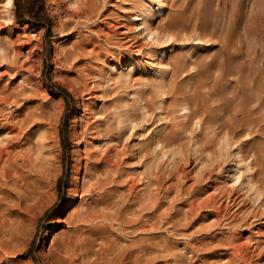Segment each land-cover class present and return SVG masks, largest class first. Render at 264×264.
I'll return each instance as SVG.
<instances>
[{
	"label": "rangeland",
	"instance_id": "obj_1",
	"mask_svg": "<svg viewBox=\"0 0 264 264\" xmlns=\"http://www.w3.org/2000/svg\"><path fill=\"white\" fill-rule=\"evenodd\" d=\"M74 1L17 0L16 3L14 0V26L20 29L27 28V33L37 39L36 60L34 63H28L25 68H14L17 74L11 77L5 74V67L14 66L16 62L20 64L19 59L22 60V55L19 54L21 57L18 55L20 57L18 58L10 48L0 54V72L2 73L3 70V73H0L2 90L0 96L5 92L6 94L21 92L18 96L19 101L17 100L15 104L0 102V117L11 113L13 109L12 113L15 112L17 117H20V114L22 117L25 113L42 115L46 113L43 116L46 119L43 121H51L52 124L55 122L52 126L56 130L58 139L57 158L51 166L53 175L48 182L43 183L40 196L42 198L36 203L35 206H38L34 207L36 210H32L24 233L19 239V252L14 254L15 256H10L11 264H57L50 254V249L61 247L60 240L73 227L72 222L67 223V217L79 200V197L73 195L71 188L75 181L79 182L76 178L78 162L84 160L82 134L91 137V140H100L91 145L93 152L102 154L108 147L114 150L111 152L112 158L116 159L118 164L112 172L116 182L108 183L109 198L112 204L117 203L118 209L123 203H133L131 208L128 207L132 212L128 215L129 219L151 210L139 207L136 202L139 199L148 202L149 198L156 194L160 204L155 214L157 215L159 211L157 216L162 223L155 231L144 233L141 238H148L145 243L156 240L162 247L157 264H264V233L255 231L260 223H264V195L258 200L253 191L256 184L264 190V170H262L264 163L261 159L264 155L261 152L264 150V118L255 117L264 114V107H259L254 117H244L245 122L235 127L238 132L232 134L233 138L225 141L224 150H221L223 144L221 142L226 132L224 127L227 126L224 125L233 117H200L202 120L198 119V121L195 117H186L187 119L183 117L185 118L183 119L182 112H177L180 108L177 102L171 106L168 99L161 105L157 89L164 80H173L174 72L181 73L176 74L177 86L185 88L187 81L190 80L189 74L194 73L196 66H199L202 74H206L207 68L209 82L218 76V80L220 78L222 80L217 82L226 84L228 90L230 87H239L244 95L260 89L264 92V0H224L223 3L217 2L218 0H203L208 2V6L204 9L207 13L208 28L213 25H225L228 28L233 42L232 53L225 55L224 59L223 56L220 57L217 62L216 53L220 45L214 39H211L209 44L197 43V47L194 48L196 45L193 43L196 41L190 42L180 38L168 45L162 63L158 66L152 59V53L155 51L152 40L146 36V32L141 31V25L136 27L135 24L134 13L146 7L148 0H105V3L104 0H89L86 7L90 17L84 18L87 22L83 18L72 21L63 13L66 7L76 8ZM186 1L164 0L165 8L162 11H154L155 15L150 17L154 22L153 25L170 24ZM197 3L198 0L192 3L193 8ZM192 6L185 9L186 13H189ZM125 25H128L127 29ZM171 28L177 29L173 25ZM193 28L194 26L190 24L187 31L191 32ZM4 31L0 27V44L6 40ZM133 40H139L144 44L143 52L147 60L136 55L133 49H127L128 44ZM79 42L87 45L86 59L70 69L68 68L70 62L64 61L61 50ZM187 51L190 52V56ZM93 52L96 55L99 53L98 57ZM184 56L187 57L183 60ZM2 59L6 62L4 63ZM206 60H210L211 63L207 67L201 66ZM113 61L120 63L121 67L113 69L109 65V62ZM199 61L201 65L198 64ZM128 65L133 68H127ZM188 65L189 68L191 66L190 69ZM214 69L216 70L213 74ZM181 75L184 76L180 77ZM85 82L90 85L86 87ZM154 86L157 87L154 89ZM63 89L68 93L67 97ZM227 89L225 92L228 91ZM226 95L223 102L231 101L230 95ZM139 97H142L143 101H138ZM154 102L158 105L156 106ZM142 105L143 109L140 108ZM142 110L150 114L143 115ZM260 111L263 113L261 114ZM130 114L134 117L128 119H134L135 124L130 123L129 120L121 123L127 121V115ZM241 118L236 117V119ZM206 125L210 129L215 128L210 131L206 129ZM248 125L252 126L251 129ZM227 128L230 130L228 126ZM212 130L216 142L214 135L211 136ZM246 133L253 137L242 139ZM210 137H213V141ZM33 138L32 140L35 141L36 136ZM213 142L216 144L214 145ZM232 142L237 144L239 142V145L235 146ZM209 152L211 156L208 155ZM237 154H240L239 158ZM240 157H247V160L251 158L250 164L255 159L253 166L251 164V169H254L252 172L245 168ZM231 163L234 168L242 171L239 180L232 175L236 169L230 173ZM250 175L251 178H247ZM78 176L81 177V171ZM245 180L246 183L255 181L256 184L251 191L246 188ZM128 181L130 183L126 185ZM195 183L196 187L192 189ZM228 187L231 189L229 190ZM195 191V196H192ZM133 192L138 193V196L134 198ZM91 197H99L98 191L93 190ZM194 198L198 201L206 198L209 205L198 207L190 219L192 223L185 225L184 221L178 219L183 217V212L188 210V203ZM108 211L112 212L113 208H109ZM168 216L169 219L165 220ZM91 226L92 224L88 228ZM118 228L119 225L115 221L106 231V236H110L109 240H116L118 246L137 240L134 234L125 235ZM48 230L52 235L46 243H43ZM88 230L86 229L87 236L90 234ZM90 236L92 241L90 252L87 254L90 263H112L115 249H107V243L96 235ZM191 239L195 243L192 244L193 252L189 254L185 246ZM235 247H240L239 254L234 255Z\"/></svg>",
	"mask_w": 264,
	"mask_h": 264
},
{
	"label": "bare ground",
	"instance_id": "obj_2",
	"mask_svg": "<svg viewBox=\"0 0 264 264\" xmlns=\"http://www.w3.org/2000/svg\"><path fill=\"white\" fill-rule=\"evenodd\" d=\"M88 2H89V0H75L74 4L76 3V5H75L76 8L75 9H70V8L67 9V7H66V11L64 10L63 13L67 17H69V19L72 21H74V20L76 21L79 18H83V19L89 18L90 12L88 11V8L86 7ZM193 2H195V0H187L185 2V5H182L180 7L182 9H180L178 14L176 13L177 15H176L175 19H173L171 23L169 22L170 24H164V25L158 24L157 26H154L153 25L154 22L152 20H150V17L155 15L153 13L154 11H162L165 8L164 0H148V5H146V7H144L143 9H141L139 11H136L134 13V17L136 19V21H135L136 27H138L140 25L142 26L141 31L146 32L145 33L146 36L150 37V39L152 40L151 41L152 45H153V47H155V51L152 53V59H153V63H155L156 66H158L159 64L161 65L162 57L164 56V53L167 51L168 45H170V43L172 41H174L175 39H180V38L185 39V40H189L190 42L196 41V43L195 42L193 43L194 45H196L197 43H201V42L209 44V41L211 39H214V41H217L220 45V47L216 53V61L217 62L219 61L220 57L223 56V59H224L225 55L232 53L233 42H232V39L230 38V31L228 30V28L225 25L224 26L213 25V26H210V28H208L207 20H206L207 13L204 11L205 7L208 6V2L203 1V0H198V3L194 6V8L192 6ZM217 2L223 3L224 0H218ZM104 3H105V0H104ZM190 6H192V8L189 9V13H186L185 9L189 8ZM0 7H1L0 13L2 15L0 17L1 18L0 21L1 22L3 21L2 23H0V27H1V29L5 30L4 34H5V39H6L5 42L0 44V51H1L0 54L2 55L6 51L5 49L10 48L14 52V55H16L17 57L19 54L22 55V60L20 58L21 57L20 55H19L20 57H18V58H20L19 59L20 64H17V62H16L14 66H6L5 67V70H4L5 74L8 76L10 75L11 77H14V75L17 74V72L15 74L16 69L14 70V68H17V67L18 68L20 67V69L23 67L25 68V67H27L28 63L29 64H31L30 62L34 63V61L36 60L37 39L35 37H32L29 33H27V28L20 29V28H16L14 26V21H15V19H14V0H0ZM99 12L100 11H98V13ZM218 13H220V11ZM84 20H86V19H84ZM85 22H87V20ZM190 24L194 26V28L192 29L193 32L187 31V27ZM172 25L174 28H177V29L174 30L173 28H171ZM124 27L127 29L128 25H125ZM218 31H219V33H218ZM149 37H148V39H149ZM151 42L149 41V43H151ZM217 42H215V43H217ZM193 44H192V46H194ZM210 45H212V44H210ZM143 46H144V44L139 42V40H133L130 44H128L127 49L128 50L133 49L134 52H136V55H140L141 57H143L144 60H147L146 56L144 55V52H143V49H144ZM192 46H191V48H192ZM195 47H197V45L194 46V48ZM88 50L91 51L90 48H88ZM86 51H87V45L83 42H79L77 44H73L69 48L62 49L61 53L63 54L64 61L70 62V67H68V68L72 69L73 65L81 63L82 61H84L86 59ZM188 51H187V53H188ZM93 53L95 54V52H93ZM187 53L185 55H187ZM189 53H188V56H190ZM97 54L99 55V53H97ZM98 55H96V56L98 57ZM185 57H187V56H184V58H182V59L184 60ZM136 60H137V58H136ZM5 62H6V60L4 61V63ZM210 63H211L210 60H206V62L203 61L202 65H201V61L198 62V64H200L201 66H205V67H207ZM6 64H8V63H6ZM63 65H65V64H63ZM109 65L113 69H118L121 67L120 63L115 62V61L109 62ZM129 65L127 66V68H133V67H130ZM131 66H134V65H131ZM196 67L197 68L194 70V73L189 74V75H191L190 80L187 81L185 88L177 86L176 78H177V75L181 74V73L177 74V72H174L173 80H164V82L162 84H160V86L158 84L159 87L157 89L159 90L158 95L160 96V99H159L160 103L162 105L163 101L170 99V100H168V102L170 101L169 105L174 106V103L177 102L178 105L180 106V108H179V110H177V112H180V113L182 112V118L183 117H185V118L186 117H195V119H197V121H198V119L199 120L201 119L200 117H226V118L227 117H233L229 121H227V123H225V125H224V126L227 125L230 128V130L227 128V126L224 127V128H226V132L224 135L225 138L222 142L219 141V142L223 143V144H221L222 145L221 150H224L223 149L224 144L228 140L231 139V137L234 135V133L236 134L238 132V130H236L235 127H237V126L243 124V122H245L244 117H249V118L254 117L256 110L259 107H264V92H263V90L260 89V91L259 90H257V92L252 91L249 95H244V94H242L243 92L239 89V87H236V88L230 87L228 90L225 86L226 84L223 85V84H220L217 82L219 80H222V78H220L218 80V76H217L216 78H213V81L209 82L210 76L208 75L207 68H206V74H202L199 66H196ZM219 67H220V69L222 68L220 64H219ZM188 68H189V65H188ZM190 68H191V66H190ZM79 69H81V68H79ZM1 70H2V68H1ZM215 70L216 69H214L213 74H214ZM219 72H220V70H219ZM2 73H3V70H2ZM182 73H184V72H182ZM22 74H25V73H22ZM183 76L181 75L180 77H183ZM30 80H32V79H30ZM85 84H86V87H88L90 85V83H86V82H85ZM156 87L157 86H154V89ZM226 89L228 90L227 92H225ZM158 90H156V91H158ZM19 94H21V92ZM19 94L18 93H11V92H10V94H6V92H5V93L1 94L0 102L8 103V105H9V103L15 104L17 102V100L19 101V99H18ZM39 94H41V93H39ZM226 94L230 95L229 98L230 97L232 98L231 101L223 102V99H225L227 96ZM25 98H26V96H25ZM159 100L157 102L158 104H159ZM138 101H140V102L143 101V98L139 97ZM23 102H25V101H23ZM157 103H155L156 106L158 105ZM41 104H42V102H41ZM47 104H50V103H47ZM82 105H84V103ZM80 106H81V102H80ZM175 106L178 107L176 104H175ZM40 108H41V106H40ZM40 108H37V109L41 110ZM140 108L143 109V105L140 106ZM159 108H160V106H159ZM156 109H158V108L156 107ZM13 110H12V112H13ZM43 110H45V109H43ZM146 110H144V111L142 110L141 114H143V115L147 114V116H148L150 114V112L148 113ZM12 112L11 113L6 112L7 113L6 115H4V116L1 115L2 117H0V264H11L12 259H10V256L19 252V250H18L19 239H20L21 235L24 233L25 226L28 223L27 221L29 219V216H31L32 210L33 209L36 210L34 207H38L35 205H36V203H38V200L39 199L41 200V198H42V197L40 198V196H41V189L43 187V183L48 182L50 180V176L53 175L51 166L54 165L56 158H57L56 143H58V139H57V135H56V130L52 126L55 122L52 124L51 121H49V122L43 121V119H46V117H43L46 113L44 115H42L41 113H37V114L36 113H34V114L33 113H27L26 114L25 113L24 115H22V117H21V114H20V117H17L15 112L14 113H12ZM18 112H19V110H18ZM42 112H44V111H42ZM263 112H261V114ZM47 113H48V111H47ZM174 113L176 114V112H174ZM13 114H15V115H13ZM128 117H134V116L131 114L127 115V119H126L127 121H123L121 123L128 122V120H129L130 123L135 124V120L132 118L128 119ZM236 117H242V118L236 119ZM255 117H263L264 118V114L262 116H255ZM80 118H81V116H80ZM185 118H183V119H185ZM263 118L261 120H263ZM195 122H196V120H195ZM260 122H262V121H260ZM196 123H198V122H196ZM213 124L214 123H212L211 125H213ZM207 125H206V127H207ZM216 125H217V123H216ZM209 126H210V124H209ZM251 127H250V129H251ZM214 128H211V129H214ZM206 129H209L211 131V129L209 127H207ZM212 131H213L212 132L213 134L211 133L212 134L211 136L214 135V130H212ZM83 133H85V132H83ZM215 134H218V133H215ZM246 135H247V133L245 134V136L242 137V139L249 136V135H247V136ZM34 136H36L35 141L32 140V139H34L33 138ZM82 136H83L84 148H85L84 160L83 161L81 160L78 162V170L76 173V178L79 179V182L75 181L73 183V188H71L73 195L79 197V200H78V203L73 207L72 211L68 214V217H67L68 222L66 221L67 223L72 222L73 227L70 230V232L68 234H66L65 236H63L62 239L60 240L61 241V247L57 246L55 249H50V254H51L52 258L55 260V262L57 264H91L90 260L88 259L89 257L87 256V254L90 252V244L92 241V237L90 235H96L99 239L104 241V243H107V249L114 248L116 251V253L113 257V261L110 264H146L148 262H150L151 264H157V261H158L159 256H160V247L161 246L159 245V243L156 240H154L152 242L145 243L144 241L148 240V238H141L142 237L141 235H143L144 233H147V232L151 233V232L155 231L157 228H159V224L162 223L161 222L162 220L158 219V216H157L159 211L157 212V215L155 214L158 207H159V204H160L156 194H153L152 197L149 198L148 202L143 201V199H139L136 202L137 205H139V207H142L143 209L147 208V209H151V210L146 211L145 213L139 214L136 218L131 217L129 219L128 215L132 214V212H131V210L128 209V207L130 206V208H131L133 203H131V202L128 204L123 203V205H121L120 209H118L117 205H116L117 203L112 204V200H110V198H109L110 193L108 192L109 190L107 188L108 183H110V182L114 183V181L116 182L112 172L114 171L116 165L118 164L117 161H115L116 159L114 160V158H112L113 156H112L111 152L114 150L111 147H108L106 149V151H104L102 154H98L95 151L93 152L91 145L93 143L94 144L97 143L96 141H100V140L99 139L98 140H96V139L91 140V137H88V136L85 137V135H83V134H82ZM207 137H208V135H207ZM213 137H214V141L216 142L217 139H215L216 138L215 135ZM249 137H253V136H249ZM212 138L210 137L211 141H213ZM222 139H223V137H222ZM206 140H207V138H206ZM234 143L232 142V144H234ZM215 144L216 143H214V145ZM236 144L237 143H235V146H236ZM237 145H239V142ZM226 146H227V144H226ZM217 148L220 149V147H217ZM225 149H226V147H225ZM239 149H241V147H239ZM221 150H220V152H221ZM263 151L264 150L261 151L262 155L264 153ZM218 152H219V150H218ZM236 153H237V151H236ZM42 155H44L43 158L41 157ZM208 155L211 156V153L209 152ZM210 156H208V157H210ZM239 156H240V154L238 155V158H239ZM263 156L261 157V159L264 163V157ZM218 158H219V156H218ZM221 158H222V155H221ZM240 158H241V162L245 166V168L252 172L254 169H251V164L254 163L255 159L252 160L251 164H250L251 158H248V160H247V157L246 158L240 157ZM254 158H255V156H254ZM43 160H44V163H43ZM221 163H222V160H221ZM213 164H214V162H213ZM119 166H120V163H119ZM252 166H253V164H252ZM235 169L236 168H234L233 163H231L230 164V173L235 171ZM240 170L241 169H236V172H234V174L232 173V175H234L233 178H235L236 180H239L242 176V171H240ZM262 170H264V169H262ZM80 171H81V177L78 176ZM215 171L213 170V172H215ZM209 173H210V171H209ZM207 174H208V172H207ZM214 174H217V173H214ZM191 175H192V172H191ZM115 177H117V176L115 175ZM120 177H121V175H120ZM160 177H161V175H160ZM247 178H251V175H250V177H247ZM121 180H123V179H121ZM121 180H118V181H121ZM232 181H234V180H232ZM244 182L246 183V180ZM254 182L248 181L246 183L247 184L246 188L250 189L248 191H251V188H254V185L256 184ZM128 183H130V182L128 181L126 183V185ZM131 183H133V181H131ZM138 183H137V185L140 184V183L139 184ZM245 183H244V185H245ZM160 184H161V181H160ZM174 184H176V183H174ZM263 184H264V181H263ZM131 185H133V184H131ZM142 187L140 186V188H142ZM153 187H155V186H153ZM159 187H160V185H159ZM195 187H196V183H195V185L194 184L192 185V189H194ZM124 188H126V187H124ZM128 188H127V190H128ZM169 188H167V189H169ZM243 188H244V186H243ZM117 189H119V186ZM122 189H123V187H122ZM225 189H224V191H225ZM230 189H231V187L229 188V190ZM232 189H233V186H232ZM93 190L98 191L99 197H95V198L91 197V193L93 192ZM131 190H133V189H131ZM138 190H136V191L138 192ZM157 190H159V189H157ZM157 190L155 189V191H157ZM148 191H149V189H148ZM227 191L228 190H226V193H227ZM232 191H230V192H232ZM253 191L256 194V197L258 198V200H259L260 196L264 195V190L262 188H260V186L258 184L255 185V188ZM135 192H133V193H135ZM139 193H141V192L139 191ZM155 193H157V192H155ZM117 194H118V192H117ZM195 194H196V191L192 194V196H195ZM210 194L212 195V193H210ZM227 194H229V193H227ZM255 194H254V196H255ZM137 196H138V193H135L133 197L135 198ZM204 196H203V198H204ZM224 197H225V195H224ZM257 198H255V199L257 200ZM211 199L214 200V198H211ZM227 199H226V201H227ZM206 201H207L206 198L204 200H200V201H198L195 198L192 199L188 203V206H189V207L187 206L188 210L184 211L183 217L179 218L178 220L184 221L183 224H185V225L191 224L192 222L190 219L192 218V215L195 214V211H197V208L202 206V205H204V206L209 205V202H206ZM134 206L136 207L135 204H134ZM109 208H113V211L109 212L108 211ZM124 208H125V210L123 211ZM159 210H161V209H159ZM35 212H37V211H35ZM222 214H224V213H222ZM36 216H37V214H36ZM168 219H169V216L167 218H165V220H168ZM115 221L119 225L118 229H120V231L123 234L126 235V233H132V234H134V237L137 238V240L131 241L130 243L128 242V243L119 244V246H118V243L116 242V240L115 241L109 240L110 236L109 237L106 236V231H107L108 226H111L112 223ZM81 223H84V225H82ZM91 224H92L91 228H88V226ZM86 229H89L88 230L90 233L89 236H87V234H86ZM50 230H48L46 232L45 237L43 239V243H46L48 241V239L50 238V236L52 235ZM189 230H192V229H189ZM255 231L258 233H264V223H260L256 227ZM113 243H114V245H113ZM194 243L195 242L193 239H191L190 242H186L185 249H186V251L189 252V254H191L193 252L192 244H194ZM234 243H233V245H234ZM238 243L240 244V242H238ZM242 245H244V244H242ZM161 249H162V247H161ZM242 249H243V247H242ZM239 250H240V247H235V251L233 250L235 253L234 255L239 254V252H238ZM69 252H71V253L68 254ZM232 257L234 259V256H232ZM242 258L244 260H246L243 256H242ZM244 260H243V262H244ZM249 261H251V260H249ZM180 262H182V261H180ZM20 264H22V263H20ZM179 264H181V263H179ZM247 264H249V263H247Z\"/></svg>",
	"mask_w": 264,
	"mask_h": 264
},
{
	"label": "trees",
	"instance_id": "obj_3",
	"mask_svg": "<svg viewBox=\"0 0 264 264\" xmlns=\"http://www.w3.org/2000/svg\"><path fill=\"white\" fill-rule=\"evenodd\" d=\"M16 3H17V0H15ZM63 92H64V95L67 97L68 96V93L63 89ZM64 140V137H62V141ZM64 142V141H63ZM65 145V143H63Z\"/></svg>",
	"mask_w": 264,
	"mask_h": 264
}]
</instances>
